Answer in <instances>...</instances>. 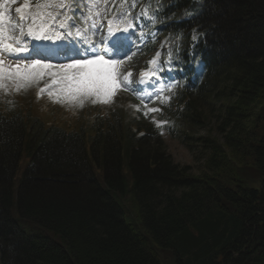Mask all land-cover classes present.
<instances>
[{
  "label": "trees",
  "instance_id": "obj_1",
  "mask_svg": "<svg viewBox=\"0 0 264 264\" xmlns=\"http://www.w3.org/2000/svg\"><path fill=\"white\" fill-rule=\"evenodd\" d=\"M202 18L222 142L205 139L196 174L149 147L155 135L121 127L85 141L0 113L1 264H264V0H208ZM23 155L18 219L44 234L11 212Z\"/></svg>",
  "mask_w": 264,
  "mask_h": 264
},
{
  "label": "snow or ice",
  "instance_id": "obj_2",
  "mask_svg": "<svg viewBox=\"0 0 264 264\" xmlns=\"http://www.w3.org/2000/svg\"><path fill=\"white\" fill-rule=\"evenodd\" d=\"M17 0H0V87H3L4 81H12L17 90L26 88L28 85L37 83L43 78L51 79L53 85L59 86V95L69 101H77L83 98H93V103L99 100L102 103H108L116 89L120 86L118 82V69L123 64L119 59L123 55L122 43L117 38L110 45L103 47L100 52H95L93 46V55L90 58L76 59L70 57L71 62L53 64L44 62L41 58L40 50L29 48L27 39L33 40H52L62 39V35L56 32L52 35V28L49 21L55 23L57 16L53 14L52 9H63L68 7L65 0H40L35 4V13L31 16V23L25 30L24 24L29 19L25 15V10H31V5L27 2L22 7H17L15 11L20 14L17 23H9V5ZM95 7V2L89 5ZM142 14L148 13L142 10ZM99 15V13H97ZM108 34L111 36L112 24L109 21ZM67 26L66 20L59 22L60 28ZM74 26V25H73ZM95 27V24H93ZM18 33V34H17ZM68 35H72L71 32ZM77 37L81 36V30L77 29ZM102 41L108 44L107 37H102ZM87 52V49H85ZM36 53L32 55L21 56V53ZM17 58L15 65L5 64L4 56ZM109 57V58H106ZM152 61L151 63H154ZM143 77V74H142ZM129 76H125L127 81ZM143 82V79L141 80ZM45 89H41V92ZM52 95V93H49ZM39 96V94H38Z\"/></svg>",
  "mask_w": 264,
  "mask_h": 264
},
{
  "label": "rangeland",
  "instance_id": "obj_3",
  "mask_svg": "<svg viewBox=\"0 0 264 264\" xmlns=\"http://www.w3.org/2000/svg\"><path fill=\"white\" fill-rule=\"evenodd\" d=\"M25 2H26V0H17V2L10 4L9 7L10 8L22 7ZM115 18L113 15H111V16L105 17V18L99 17V20L102 21L103 28L106 29L107 26L109 25V23H108L109 21H114V23H115ZM30 21L31 20H27V22L25 23L26 28L30 24ZM52 24L53 23L49 22L50 27ZM94 28H96V27H94ZM52 32H53V29H52ZM132 52L126 53L125 55L119 57V59L123 60V64H124V65L122 64L121 67L118 69L119 75H122L126 71V69H130V70H132V72H135V70L140 68V66H141V68H143L145 66L146 61H147V59H146L147 56L142 52H136V51L134 53H132ZM106 58H109V57L106 56ZM147 58H149V57H147ZM44 62L53 63V64H61V63H58L56 61H44ZM69 62H71L70 58L65 59L62 63H69ZM12 65H15V63ZM121 80H122V78H120V81ZM133 80L134 79H132V76H131L130 77V83L128 84V87H131ZM40 82L48 83V82H51V79L48 77H45ZM32 86L33 85L31 84V85H28L26 88L16 90L15 92L17 94H19L16 101L14 99L15 98L14 95H10V92L6 91L5 88L0 87V110L7 109V110H12V111H18L19 109H21L23 107L21 105V103L25 100L26 103H30V106L28 107L27 110L31 111L33 109L34 112L37 111V114H43L44 112L40 108L39 98H37V99L33 98V95L31 93L28 94V92H29V90H31ZM121 87H124V86H121ZM52 89L54 90L53 94H56L57 98L65 99L59 95V86L58 85H53ZM34 92L36 94L38 93L37 90H35ZM123 93H127L125 100L119 99L117 101L116 96L119 97ZM128 94H129V96H128ZM202 95H204V97H201L200 99L195 100L194 105L198 106L197 109H198V111L201 112L203 120L201 123H198L197 125H195L193 127V129H191L189 132H187L188 135H190V139L186 140V138H184V135H185L184 132L187 131L186 130L187 125L190 122V116H189L190 110H188V112H186L187 114H185L186 116H184L183 114L181 117L179 116L180 120L175 125L177 137H171L167 132H163V133H161V140H160L162 142L151 141L149 143V147H153V146L160 147L161 150H164L171 157V159L174 163H178L181 166H188L191 173H194V174L198 173L203 168L204 159H205L206 153H207L206 149L204 147L205 139L214 138V139H217L218 142H222V135L219 133V126H218L220 123V119H219V111H220L219 105L220 104L216 103L215 100H212V98H210V95H211L210 92H208V93L204 92ZM206 95H208V96H206ZM156 96H157L156 92H155V95H150L148 93H146L144 95L143 99H147V100L153 99V100H151L150 105H148V104L142 105L144 114L147 115L148 111L155 109L153 107V104H158L161 101L162 102L164 101V100L155 101ZM45 98H46V96H45ZM131 99L132 100L139 99L136 91H132V90H130L128 92L127 91H120L117 94V90H116L114 92V94L111 97H109L108 103H102L99 100H97L96 103H93V98L87 97V98L82 99L84 102L75 103V106L80 111L82 109V105H86V104L87 105H99L100 107L104 108L107 111H112L115 113H121L122 114V113H126V111H127L126 108L130 109L132 107L133 104L130 106V103H128V102H130ZM48 100H49V97L44 99L42 102L45 103ZM65 106L70 107V106H72V104L68 103ZM149 106H152V107H149ZM181 140H183V143ZM157 143H159V144H157ZM26 165H27V159L23 155L22 158L19 160L18 169H17L15 177H14L13 192H12L13 203H12V207H11V212H12L13 218L17 221L19 227L24 232L31 234V235L44 234V232L42 230H40L39 228H37L36 226H33L32 224L25 223L22 220L18 219V214H17V210H16V188L19 184V181L21 180L22 173H23V170L25 169ZM129 182H130V179H129ZM124 211H125L126 219L129 222H131L136 228L137 224L132 219L130 211L128 210V208L125 205H124ZM170 257L171 256H169V254L163 255L162 264H173ZM0 264H1V261H0Z\"/></svg>",
  "mask_w": 264,
  "mask_h": 264
}]
</instances>
